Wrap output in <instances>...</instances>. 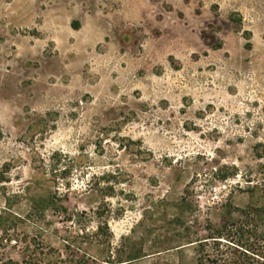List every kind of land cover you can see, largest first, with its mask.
Segmentation results:
<instances>
[{"label":"rangeland","instance_id":"obj_1","mask_svg":"<svg viewBox=\"0 0 264 264\" xmlns=\"http://www.w3.org/2000/svg\"><path fill=\"white\" fill-rule=\"evenodd\" d=\"M263 183L264 0H0V264H264Z\"/></svg>","mask_w":264,"mask_h":264},{"label":"trees","instance_id":"obj_2","mask_svg":"<svg viewBox=\"0 0 264 264\" xmlns=\"http://www.w3.org/2000/svg\"><path fill=\"white\" fill-rule=\"evenodd\" d=\"M262 187L264 188V183L262 184ZM263 196H264V189H263ZM241 218H244V221L246 220V227H249L251 231L255 232V240L262 242L260 243L259 247L260 250H262L260 255H262V259L264 260V202L261 204H251L247 207L246 210L241 212ZM242 223V221H241ZM243 224V223H242ZM245 226V225H244ZM240 228H238L239 230ZM214 242H216L217 239H221L219 236L218 237H212L210 238ZM233 246L236 247V249H241L243 251V254L249 252L252 249V244L251 243H233ZM200 264H202L200 262Z\"/></svg>","mask_w":264,"mask_h":264}]
</instances>
